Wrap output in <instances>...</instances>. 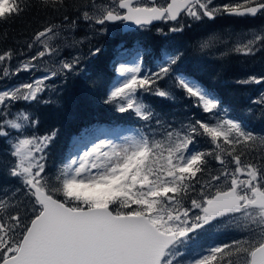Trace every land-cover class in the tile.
Segmentation results:
<instances>
[{"label":"snow or ice","instance_id":"snow-or-ice-1","mask_svg":"<svg viewBox=\"0 0 264 264\" xmlns=\"http://www.w3.org/2000/svg\"><path fill=\"white\" fill-rule=\"evenodd\" d=\"M39 2L57 12L67 11L65 0ZM24 10L25 0H0V22ZM182 13L196 21L215 20L218 15L255 17L264 15V0H235L222 6L213 0H165L159 6L155 0L147 6L137 0H89L81 17L95 25L122 22L146 28L154 21H177ZM75 26V20L65 25ZM60 27L53 23L38 31L28 44L29 50L37 48L36 53L15 72L5 63L13 52L0 53V79L39 70L37 61L58 56L54 42L60 38ZM183 30L182 25L170 28ZM215 39L201 42V49ZM260 48L264 28L246 41L237 40L231 50L247 56ZM100 51L95 48L91 55ZM146 54L137 45L129 59V50L118 46L112 62L116 76L103 103L114 105L119 113L131 112L146 122L148 131L87 128L73 138L53 175L46 172L47 149L56 131L28 135L26 130L39 121L24 110L9 119L7 109L17 101H37L51 87L47 81L57 75L79 74L81 58L59 60L40 77L0 88V138H10L9 155L14 158L6 172L22 185L0 196V264H264V136L248 130L242 121L221 117V100L214 90L193 72L174 69L178 53L161 49L153 55L154 71L143 66ZM170 74L173 84L161 88L159 82ZM238 83L262 84L264 76ZM173 89L210 114L209 119L173 127L144 99L148 93L175 101ZM253 103L264 109V93ZM197 137L211 147L200 149ZM252 154L258 155L256 163L251 162ZM212 161L219 167L213 169ZM186 200L190 206H185ZM225 217L244 236L189 252L201 230L216 227L214 222Z\"/></svg>","mask_w":264,"mask_h":264},{"label":"trees","instance_id":"trees-1","mask_svg":"<svg viewBox=\"0 0 264 264\" xmlns=\"http://www.w3.org/2000/svg\"><path fill=\"white\" fill-rule=\"evenodd\" d=\"M101 2L108 3V0H97V3ZM234 2L235 0H213V4L217 6ZM88 3L89 0H65L67 11L61 9L57 12L52 7H45L39 0H25V10L19 16L0 22V53L8 50L13 52L12 60L5 62L13 72L19 63L36 53L37 48L34 46L29 50L28 44L38 31L49 24L61 25L60 38L54 42L59 46V55L52 60L44 57V60L40 61L42 66L39 70L21 71L11 77L0 79V88L40 77L45 74V68L58 66L59 60H71L76 56L81 58L79 74L57 75L47 81L51 87L46 89L37 101H17L7 109L9 119L14 118L18 111L24 110L39 121L35 127L26 130L28 135L43 136L56 131V137L47 149L48 174L55 173L67 156L73 138L87 128L100 125L120 126L129 131L135 128L148 131L145 127L146 122L137 119L131 112L119 113L114 105L103 103L109 82L116 76L112 62L121 44L129 53H132L137 45L145 48L147 54L143 66L153 71L156 69L153 55H158L161 49L166 48L178 53L180 60L174 69L183 68L193 72L204 85L214 90L221 100V117L242 121L248 130L264 136V109L253 103L264 93V83H238L253 75L264 76V48H260L254 55L247 56L231 50L237 40L246 41L251 33L264 28V15L259 13L255 17L218 15L215 20L204 18L196 21L183 14L174 24L162 22L128 34L123 35L119 31L120 33L116 35H110L97 34L100 26L97 27L92 22L82 19L81 13ZM65 15L69 17L68 21H64ZM72 20L76 21L75 28L65 27ZM177 25H182L184 30L171 32L170 28ZM213 37L217 39L209 48L202 50L201 42ZM95 48H100L101 51L94 56L91 52ZM172 84L171 74L159 82L161 88H168ZM173 91L177 97L175 101L148 93L144 94V99L173 127H179L193 119H209L210 114L194 107L193 101L186 98L182 91L175 89ZM45 100L49 103H44ZM152 127H156L154 122ZM9 139L0 138V196L10 195L17 188L22 189L19 178L9 177L6 172L14 160L9 155ZM196 145L202 150L211 147L203 137L196 138ZM257 160L258 155L252 154L251 162L256 163ZM211 167L216 169L219 165L212 161ZM19 195H23V192L21 191ZM190 199L191 196L188 200ZM188 200L185 201V206H190ZM214 224L217 226H209L207 230L200 231L190 245L189 252L194 248L199 250L212 244L230 243L244 236V233L238 232L228 222L227 217Z\"/></svg>","mask_w":264,"mask_h":264},{"label":"rangeland","instance_id":"rangeland-1","mask_svg":"<svg viewBox=\"0 0 264 264\" xmlns=\"http://www.w3.org/2000/svg\"><path fill=\"white\" fill-rule=\"evenodd\" d=\"M139 4H142V5H145V6H147V5H150V3L148 2V0H141V1H139L138 2ZM165 3V0H160V1H156L155 2V4L157 5V6H159V5H161V4H164ZM122 11V10H121ZM97 26V25H96ZM98 27V26H97ZM99 29H107V31L106 32H102V31H97L96 33L97 34H100V33H108V34H110V35H116V34H118V33H120L119 31H120V25L119 24H112V25H110V24H105V25H101L100 27H98ZM139 29H141V28H139ZM138 29V30H139ZM48 58H51L50 60H52L53 59V57H48ZM129 59L131 58V53H129V57H128ZM37 64H39V65H41V62L39 61V62H37ZM42 66V65H41ZM14 85V84H13ZM9 86H11V85H9ZM126 132H130L129 130H125Z\"/></svg>","mask_w":264,"mask_h":264},{"label":"water","instance_id":"water-1","mask_svg":"<svg viewBox=\"0 0 264 264\" xmlns=\"http://www.w3.org/2000/svg\"><path fill=\"white\" fill-rule=\"evenodd\" d=\"M140 0H137V2H139ZM148 2L150 4H152L153 0H148ZM156 2V0H155ZM123 11V10H122ZM183 14V13H182ZM181 14V15H182ZM172 23L176 22V21H170ZM160 23H162V21H154L152 25L148 26V27H153V26H156V25H159ZM108 24H120V30H121V33L122 34H125V33H128V32H132V31H135L137 30L138 28L135 26V25H130V24H124L122 22H117V23H108ZM97 26H101V25H97Z\"/></svg>","mask_w":264,"mask_h":264},{"label":"flooded vegetation","instance_id":"flooded-vegetation-1","mask_svg":"<svg viewBox=\"0 0 264 264\" xmlns=\"http://www.w3.org/2000/svg\"><path fill=\"white\" fill-rule=\"evenodd\" d=\"M141 1V0H140ZM157 1V0H156ZM158 1H160V0H158ZM179 20V19H178ZM178 20L176 21V22H174V23H177L178 22ZM164 22V21H163ZM167 22H169V23H172V22H170V21H167ZM174 23H172V24H174Z\"/></svg>","mask_w":264,"mask_h":264}]
</instances>
